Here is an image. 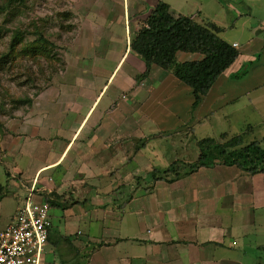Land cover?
Here are the masks:
<instances>
[{
	"label": "crops",
	"instance_id": "crops-1",
	"mask_svg": "<svg viewBox=\"0 0 264 264\" xmlns=\"http://www.w3.org/2000/svg\"><path fill=\"white\" fill-rule=\"evenodd\" d=\"M192 1H64L61 67L0 144V230L34 186L50 201L44 264H256L264 174L215 157L200 165L198 143L264 147V0H209L218 11ZM158 3L237 45L196 107L191 89L130 49Z\"/></svg>",
	"mask_w": 264,
	"mask_h": 264
},
{
	"label": "trees",
	"instance_id": "trees-1",
	"mask_svg": "<svg viewBox=\"0 0 264 264\" xmlns=\"http://www.w3.org/2000/svg\"><path fill=\"white\" fill-rule=\"evenodd\" d=\"M19 3L24 0H12ZM145 27L141 28L131 41L130 49L146 64L153 65L171 73L177 80L188 86L193 93L196 107L211 87L238 57L237 51L223 42L218 34L221 29L212 23L197 24L190 17L174 15L164 3H158L148 14ZM18 32L12 38L10 50L18 45ZM36 46H51L40 36ZM41 48L34 47L35 51ZM197 53L203 56L200 61L178 62L176 54ZM25 100L24 104L31 105ZM203 164L208 157L225 165L236 166L249 175L264 174V147L258 142L242 144L240 137L223 142L204 139L198 143ZM195 170V167L190 169Z\"/></svg>",
	"mask_w": 264,
	"mask_h": 264
},
{
	"label": "rangeland",
	"instance_id": "rangeland-1",
	"mask_svg": "<svg viewBox=\"0 0 264 264\" xmlns=\"http://www.w3.org/2000/svg\"><path fill=\"white\" fill-rule=\"evenodd\" d=\"M10 1L0 0V144L8 143L12 129L8 126L28 110L29 105L24 101H32L46 87L52 72L61 67L60 56L72 35V25L68 23L67 15L63 14V11L72 10L66 7L68 4L63 0ZM192 2L202 4V11H218L213 9L209 0ZM255 9L258 11V8ZM18 32L21 34L18 45L10 50L12 38ZM40 36L51 46H36L38 44L34 40ZM34 47L41 49L35 51ZM5 152L0 147V162ZM1 170H4L2 165ZM5 202L3 211L7 207L4 212L8 213L10 200ZM262 239L263 236L258 234V242ZM256 255L247 258L256 260V264H264V249L260 248L257 258Z\"/></svg>",
	"mask_w": 264,
	"mask_h": 264
},
{
	"label": "built area",
	"instance_id": "built-area-1",
	"mask_svg": "<svg viewBox=\"0 0 264 264\" xmlns=\"http://www.w3.org/2000/svg\"><path fill=\"white\" fill-rule=\"evenodd\" d=\"M34 188L30 187L23 205L0 230V264H44V248L51 227L50 201H38Z\"/></svg>",
	"mask_w": 264,
	"mask_h": 264
}]
</instances>
